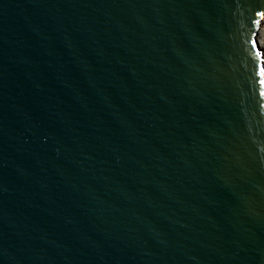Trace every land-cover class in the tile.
Returning a JSON list of instances; mask_svg holds the SVG:
<instances>
[{"label":"water","instance_id":"1","mask_svg":"<svg viewBox=\"0 0 264 264\" xmlns=\"http://www.w3.org/2000/svg\"><path fill=\"white\" fill-rule=\"evenodd\" d=\"M264 0H0V264H264Z\"/></svg>","mask_w":264,"mask_h":264},{"label":"bare ground","instance_id":"2","mask_svg":"<svg viewBox=\"0 0 264 264\" xmlns=\"http://www.w3.org/2000/svg\"><path fill=\"white\" fill-rule=\"evenodd\" d=\"M257 40L264 59V21L261 22L260 28L258 30Z\"/></svg>","mask_w":264,"mask_h":264}]
</instances>
